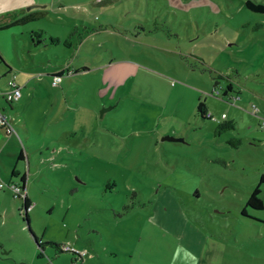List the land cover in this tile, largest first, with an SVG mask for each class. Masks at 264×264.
Listing matches in <instances>:
<instances>
[{"label":"rangeland","instance_id":"rangeland-1","mask_svg":"<svg viewBox=\"0 0 264 264\" xmlns=\"http://www.w3.org/2000/svg\"><path fill=\"white\" fill-rule=\"evenodd\" d=\"M245 2L108 0L0 31L17 36L2 47L22 96L0 106L30 160V229L87 251L66 264H264V208L246 204L264 174V12ZM2 180L0 238L30 235Z\"/></svg>","mask_w":264,"mask_h":264},{"label":"crops","instance_id":"crops-1","mask_svg":"<svg viewBox=\"0 0 264 264\" xmlns=\"http://www.w3.org/2000/svg\"><path fill=\"white\" fill-rule=\"evenodd\" d=\"M106 1L108 0H0V31L9 32L13 29H18L21 31V36H24L26 33V24L29 20L42 19L48 16L52 11H55L58 15L60 12H65L69 9H73L78 12H85L88 11L90 5L103 6ZM39 29H43L46 32L44 27H39ZM11 37L13 42L10 36L6 34L0 36V53L4 60L7 58V53L2 46L5 43H8V41L15 44V41L17 40V36L15 34ZM15 52H17V49H15ZM6 63L8 64L7 61ZM10 70L11 75H15L12 67ZM5 72L2 73L5 74ZM11 75L9 76V79ZM8 87L9 85L7 82L0 94L2 95V92L8 89ZM10 106L11 109H14L13 104ZM3 108L5 109V107ZM86 118H89V114H87V116L85 114H81L79 121L82 122V120H85ZM20 122L24 125L23 120H20ZM12 135L13 134H7L4 129H0V181H3L2 178L4 177L8 183L15 182L24 185L29 203L33 204L34 207L35 202L33 201V197L30 193V181L32 177L30 160L28 159V155L23 153V159L27 158V163L29 164L27 171L23 172L22 164H19L17 161V157H19V153L21 152H19V143L17 140H13ZM23 175H25V181H22L21 179ZM19 200H22V202L24 201L22 198ZM11 201V193L5 189V186L0 187V211L7 214ZM21 212L23 215V209ZM35 235L40 239V241H43L37 234ZM13 241H16L17 246L13 243ZM54 242H57L58 244L67 243L62 240ZM60 252L62 251L54 246H45L43 249H40L34 236L32 234H26L23 230L22 232L19 231L14 235L11 234L8 237L0 238V264H66V260L62 257V255H60Z\"/></svg>","mask_w":264,"mask_h":264},{"label":"trees","instance_id":"trees-1","mask_svg":"<svg viewBox=\"0 0 264 264\" xmlns=\"http://www.w3.org/2000/svg\"><path fill=\"white\" fill-rule=\"evenodd\" d=\"M245 5L249 8V9H252V10H255V11H259V12H264V3L263 2H255L253 0H246L245 2ZM44 33L45 31L43 29H38V30H32L30 31V38H31V42H32V45L34 46H39L41 45L43 42H44ZM51 41L52 42H59V38H56V37H52L51 38ZM0 60L5 62L6 61L4 60L3 56L1 55L0 53ZM7 64V63H6ZM8 65V69H7V72H5V74H3L2 72L1 75H0V78L4 75H6L7 73L11 74V67L9 64ZM88 67H84V69H87ZM65 72V70H61L59 71L57 74H54V76L56 75H63ZM67 74H70V69L67 68ZM215 83L217 84L218 83V80L215 81ZM232 89V84H228V88L227 90L225 91V95H227L228 91ZM10 105L12 104L11 102H8ZM210 111L207 109V106L205 104V102L203 100H199L198 102V105H197V114L201 115L203 118H211L213 117V114L210 112V115H208ZM235 126L234 124V121L233 120H225V121H222L221 123H219V126H218V129L219 128H233ZM2 129V128H0ZM23 151H21L19 153V159H23ZM22 181H25V175L22 176ZM264 183V174L261 176L258 184L256 185V187L253 189V191L250 193L248 199H247V202L246 204L255 208V209H262L264 208V200L263 198L261 197V187L260 185ZM21 187L24 189V185H22L20 183ZM15 197V196H14ZM17 199H21L20 197H15ZM29 204V199L27 197V195L25 196L24 198V201H23V208H21V210L23 209L24 210V215H23V220L26 221L27 225H28V228L31 232V234L34 236L35 238V241L37 243V245L39 246L40 249H43L45 247V244H49L51 246H54L56 248H58L60 251H63L61 249V244H58L57 242H54V241H40V239L35 235V233L30 229V225H29V213L28 211H26V207L27 205ZM245 211V210H244ZM82 264V263H81Z\"/></svg>","mask_w":264,"mask_h":264},{"label":"built area","instance_id":"built-area-1","mask_svg":"<svg viewBox=\"0 0 264 264\" xmlns=\"http://www.w3.org/2000/svg\"><path fill=\"white\" fill-rule=\"evenodd\" d=\"M1 75V73H0ZM55 79L53 82L56 84L61 79V75L54 76ZM8 89L4 90L2 92V96L5 98L7 102H13L18 100L22 95V85H20L15 75L12 74L9 81H8ZM210 115V112L208 113ZM0 128L4 129L7 134H17V131L15 127L13 126L10 117L6 114L5 109L0 106ZM5 183L3 181H0V187H4ZM9 186L13 190L15 197H20L22 199L25 198L26 192L25 189H23L20 185V183L10 182ZM33 207V204L29 203L26 207V211L31 209ZM24 211V210H23ZM61 249L63 251H70L78 255L79 257H83L86 254V250H78L74 246L68 243L61 244Z\"/></svg>","mask_w":264,"mask_h":264},{"label":"water","instance_id":"water-1","mask_svg":"<svg viewBox=\"0 0 264 264\" xmlns=\"http://www.w3.org/2000/svg\"><path fill=\"white\" fill-rule=\"evenodd\" d=\"M107 109H108L107 107L102 108V109L100 110V115L102 116L103 113H104V111H106Z\"/></svg>","mask_w":264,"mask_h":264}]
</instances>
